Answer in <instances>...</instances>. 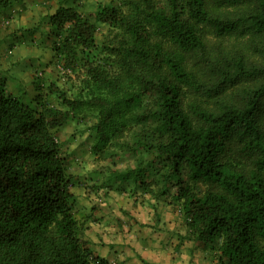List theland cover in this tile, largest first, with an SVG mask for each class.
Returning <instances> with one entry per match:
<instances>
[{"label":"trees","instance_id":"trees-1","mask_svg":"<svg viewBox=\"0 0 264 264\" xmlns=\"http://www.w3.org/2000/svg\"><path fill=\"white\" fill-rule=\"evenodd\" d=\"M67 1L43 17L53 64L82 71L86 96L66 98L52 83L45 94L35 87L28 105L0 78V264H116L78 233L73 183L53 132L87 116L95 119V154L138 153L119 179L177 205L193 250L217 251V264H264V129L255 122L264 49L259 69L242 75L261 80L242 108H193V120L182 107V91L201 88L184 57L204 48L201 33L264 35V0H231L255 3L235 21L211 16L205 0H111L88 13L78 11L81 0ZM19 2L0 0V13ZM98 24L106 31L97 41ZM54 93L55 106L45 101ZM233 136L251 158L246 172H226L222 162Z\"/></svg>","mask_w":264,"mask_h":264},{"label":"rangeland","instance_id":"rangeland-1","mask_svg":"<svg viewBox=\"0 0 264 264\" xmlns=\"http://www.w3.org/2000/svg\"><path fill=\"white\" fill-rule=\"evenodd\" d=\"M60 1L21 0L10 13H0V78L5 81L7 93L28 105L34 103L35 87L45 94L52 83L66 98L86 96L84 73L72 72L64 64L52 62L48 40L50 28L43 16L53 12ZM81 1L78 11L88 13L94 10L96 3L111 0ZM67 2L69 6H74L72 0ZM205 6L211 16L233 21L244 18L255 9L252 1L233 4L231 0H205ZM105 31V26L98 24L97 41ZM201 38L204 48L184 56L185 67L193 72L201 85L199 92L182 91L183 110L193 120V108L211 113H217L224 107L242 108L249 93L261 82L258 78L242 75L259 69L262 64L264 35L239 28L224 37H215L204 30ZM27 46L35 48L37 54L29 58L20 57L18 50ZM238 64L243 71L237 69ZM55 94L49 95L45 101L59 105L60 100ZM94 122L95 119L90 116L69 118L53 131L66 157L67 172L73 183V212L80 237L90 244L89 240L102 231L99 225L105 224V228L112 227L106 234L108 239L125 236L122 240H127L129 236L126 235L132 231L134 238H139L141 232L145 233L143 230L150 228L151 234L162 232L172 234L171 239L187 240L188 232L177 205L169 204L168 198L157 200L149 193H142L134 184L119 179L120 172L135 167L138 153L120 152L112 159L108 155L95 154V135L91 130ZM255 122L264 129V101H260ZM123 140L128 142L130 138ZM105 151L113 149L106 148ZM222 162L226 172H246L252 167L251 158L244 155L242 143L235 136L229 141ZM157 187L152 184L151 189ZM203 188L199 185L194 190ZM151 198L154 201L152 206ZM137 216L148 222L140 225L142 229H133L135 223L139 224ZM114 228L118 233L116 235L113 234Z\"/></svg>","mask_w":264,"mask_h":264},{"label":"crops","instance_id":"crops-1","mask_svg":"<svg viewBox=\"0 0 264 264\" xmlns=\"http://www.w3.org/2000/svg\"><path fill=\"white\" fill-rule=\"evenodd\" d=\"M12 10L13 8L6 13H10ZM18 51L20 57L24 56L25 58L37 54L36 49L30 46L20 48ZM152 205H154V201L151 198L150 206ZM115 219L117 220L116 217ZM137 220H139V224L135 223L133 229L136 227L142 229L140 225L148 223L142 221V216H137ZM99 226L102 231L89 240L90 248L100 257L116 264H217V251L193 250V243L189 239L182 241L171 239L172 234L168 235L162 232L151 234L150 228L143 230L145 233L141 232L139 238H134V231H132L126 235L129 236L127 240H122L125 236L108 239L106 234L112 227L105 228V224ZM113 231V234H118L115 228Z\"/></svg>","mask_w":264,"mask_h":264}]
</instances>
